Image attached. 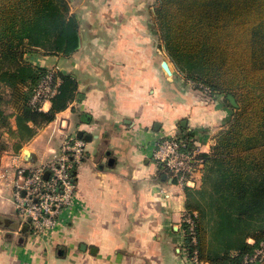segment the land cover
Here are the masks:
<instances>
[{
    "label": "crops",
    "instance_id": "1",
    "mask_svg": "<svg viewBox=\"0 0 264 264\" xmlns=\"http://www.w3.org/2000/svg\"><path fill=\"white\" fill-rule=\"evenodd\" d=\"M70 2L80 22V43L71 55L53 58L63 62L60 69L77 77L85 97L58 112L21 152L27 163L38 162L79 129L93 137L86 139V155L77 168L74 203L54 229H44L53 235L37 238L33 246L80 245L85 251V244L98 264H118L131 260L132 254L138 260L139 247L169 244L170 219L179 220L185 209V187L154 159L155 143L164 135L181 133L209 152L231 109L220 98L197 99L196 92L195 99L183 95L188 100L171 101L175 91L170 93L169 73L155 45L158 29L148 13L152 1ZM49 106L50 101L44 108ZM73 120L76 128L68 133ZM52 123L55 142L50 140L39 154L33 142ZM10 162L7 151L0 165ZM12 196L11 189L0 188V264H23L27 246L21 235L15 237L25 223L13 215V210L19 213ZM9 218L13 224H8ZM176 226L179 223L173 229Z\"/></svg>",
    "mask_w": 264,
    "mask_h": 264
},
{
    "label": "trees",
    "instance_id": "2",
    "mask_svg": "<svg viewBox=\"0 0 264 264\" xmlns=\"http://www.w3.org/2000/svg\"><path fill=\"white\" fill-rule=\"evenodd\" d=\"M152 11L182 68L212 93L233 94L241 102L211 150L201 153V185L185 187L192 221L183 228L190 256L242 263L264 239V0H157ZM79 43L80 22L69 0H0V160L8 142L21 151L58 112L85 97L77 77L60 71L49 108L34 103V89L48 69L25 53L44 49L69 56ZM212 215L221 244L210 234ZM65 249L59 246L57 253Z\"/></svg>",
    "mask_w": 264,
    "mask_h": 264
},
{
    "label": "built area",
    "instance_id": "3",
    "mask_svg": "<svg viewBox=\"0 0 264 264\" xmlns=\"http://www.w3.org/2000/svg\"><path fill=\"white\" fill-rule=\"evenodd\" d=\"M54 70L48 71L34 89L32 101L43 107L56 91ZM87 141L76 133L66 135L50 156L27 163L23 152L0 165V188L11 189L17 212L31 218L37 230L55 228L77 194V168L86 155ZM201 145L181 133L162 136L153 150L154 159L168 169L178 184L197 187L205 166ZM48 172V175L46 173Z\"/></svg>",
    "mask_w": 264,
    "mask_h": 264
},
{
    "label": "rangeland",
    "instance_id": "4",
    "mask_svg": "<svg viewBox=\"0 0 264 264\" xmlns=\"http://www.w3.org/2000/svg\"><path fill=\"white\" fill-rule=\"evenodd\" d=\"M70 1L71 0H69L70 9H71L72 5ZM111 1H114V0H111ZM130 1H139V0H130ZM146 1H152L148 3V13L151 15L152 20H154L155 26L158 29V34L157 36H155V45L156 47L159 48V50H157L158 56H160L161 59L166 61L171 69L170 73L166 70L169 73L168 77L170 79V86H172L169 89L170 93H173V90L175 91V96L171 99V101L172 102L174 101L177 102L178 100L185 101L184 99H186L187 97L190 99L191 97L194 98L192 94L195 95V92L197 93L195 95L197 99L200 98L202 101L213 100L216 102L220 98V100H223L225 104L231 109V117L229 121L226 124H223L222 125L223 127L220 130L224 129L228 125L230 120L232 119V116H234V114L236 113V109H238L241 106V102H239V100H237V98L235 97L239 105L238 107L234 106L230 102V100L227 101L226 94L212 93L210 89H207V87L202 82H199L196 78L190 75L187 70L182 68V66L170 54V52L165 46L164 39H162L160 36V32H159V28H158V25L155 19V15L152 11L154 10L157 4V0H146ZM54 55H57V54L49 53L45 51L44 49H36L35 51L25 53L26 59L38 65L39 67H45L46 69H48V71L54 70V73L60 72V71L64 73H70V72H67L66 69H60V66H62L63 62L58 63L57 60H55L56 58L55 59L53 58ZM58 56L65 57V55H61V54H58ZM183 95H186L187 97L183 98ZM181 96L183 99L180 98ZM188 98L186 100H188ZM41 128L38 130L37 134L39 133ZM75 128H76V123L73 120L71 123V127L68 128V131H69L68 133L73 132ZM55 133H57L56 124L52 123L33 142V146L36 148V151H38L39 154H41L43 148L46 146L48 142H51V141L55 142L54 139H51V138L56 137ZM5 138H7V136H5ZM27 142L23 145V147L27 144ZM8 143H9V147L1 152V156H3V153H6L7 151L11 155H13V153L16 152L10 146L11 145L10 143L12 142L10 141ZM13 215L16 218L18 216L19 221L20 222L24 221L25 223V225H23L22 229L19 230L18 233L16 234L14 233L15 237H18L19 235H21L22 239H26L25 243L27 244V246H25L26 250H25L23 264H98L97 257L91 256L89 250L83 249L85 251H82L80 249V245L67 246L65 253L63 252L64 253L63 256L57 255L58 246L57 247L55 245L48 246V244H44L40 247L33 246L34 245L33 242H37V238L41 237L42 239H45V238L48 239L47 237H51L53 235V232L44 233V230H37L34 224L31 222V220H29L28 218L25 219L24 217L20 216V214L18 215L14 210H13ZM184 221H187L188 223L192 221V218L189 212H187L185 209L183 211L182 218L178 220L174 216H172L170 219V224H169L170 230L168 231V234H169V244L168 245L155 246V247H139L141 248V250H138V260H134L135 256L132 254L131 260L126 259L125 261L119 262L118 264H211L210 262L200 260L196 254L193 256L189 255V250H188V246L186 243L187 234L183 228ZM207 221L211 228L210 234H211V237L213 238L212 240L215 243L221 244V242H219L220 230L216 228L217 223L215 221L217 220L215 219L214 215H212V217L209 216ZM7 222L8 224H13L14 219L9 218ZM178 223H179V227L176 226V228L178 229H173V224H178ZM24 227H27V228L24 229ZM236 239H237L236 237H233L234 243ZM193 241H196L195 238H193ZM247 241L250 243H253L254 238L247 237ZM15 242L17 241L15 240ZM29 243H31L32 245L28 246ZM48 254H51V255L46 257ZM39 255L41 257H39ZM146 256L147 257L150 256V259L149 258L143 259ZM19 263L22 264L21 261ZM230 264H264V239L261 240V242L255 247L252 253L245 255L242 263H230Z\"/></svg>",
    "mask_w": 264,
    "mask_h": 264
},
{
    "label": "water",
    "instance_id": "5",
    "mask_svg": "<svg viewBox=\"0 0 264 264\" xmlns=\"http://www.w3.org/2000/svg\"><path fill=\"white\" fill-rule=\"evenodd\" d=\"M163 66L165 67V69L170 73L171 72V69H170V67H169V65H168V63L166 62V61H164L163 62ZM227 98L230 100V102L234 105V106H236V107H238V103H237V101H236V99H235V96L233 95V94H228L227 95ZM182 125H186V121L185 120H183L182 121ZM77 135L79 136V137H83V138H85V139H87V140H91L92 139V137H93V134H91V133H89V132H85L84 130H82V129H79L78 131H77ZM46 175H48V172L46 173ZM29 220H31V218H29ZM25 228V227H24ZM82 249H87V245H85V244H82ZM96 247H91V251L92 252H96Z\"/></svg>",
    "mask_w": 264,
    "mask_h": 264
},
{
    "label": "bare ground",
    "instance_id": "6",
    "mask_svg": "<svg viewBox=\"0 0 264 264\" xmlns=\"http://www.w3.org/2000/svg\"><path fill=\"white\" fill-rule=\"evenodd\" d=\"M28 151V149H26Z\"/></svg>",
    "mask_w": 264,
    "mask_h": 264
}]
</instances>
